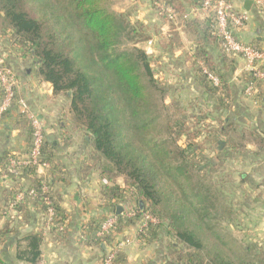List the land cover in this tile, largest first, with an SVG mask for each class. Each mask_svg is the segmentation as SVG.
Instances as JSON below:
<instances>
[{"label":"trees","instance_id":"obj_1","mask_svg":"<svg viewBox=\"0 0 264 264\" xmlns=\"http://www.w3.org/2000/svg\"><path fill=\"white\" fill-rule=\"evenodd\" d=\"M151 1L157 10L155 0ZM162 1L177 15L170 19L161 13L172 29L164 39L166 44L172 49L181 47L178 25L191 33L197 46L191 64L198 81L221 105L231 106L228 84L213 50L218 51L226 68H230L232 57L221 49L211 19L185 17L189 0ZM113 3L0 0V27L13 31L15 42L25 47L40 78L52 86L54 96L68 98L67 123L72 132L83 137L88 152L83 163L85 174L93 169L113 183L103 187L105 201H120L126 194L136 201L138 218L149 213L158 220L149 223L141 238L156 237L160 228L174 236L164 264H264L263 245L241 247L238 240L227 238L221 231L223 221L236 217L225 182H234L237 170L214 163L206 152L210 149L226 157L244 155L248 151L245 140L263 147L264 137L255 130L241 134L229 120H220L219 126L209 124L204 111L190 113L182 99L156 77L152 56L140 46L152 38L148 26L116 11ZM203 67L217 74L221 85H215ZM250 80L256 78L248 75L246 82ZM256 82L259 88L264 87ZM28 128L31 132L29 123ZM71 140L67 138V143ZM221 141L224 146L217 152ZM42 154L45 160L54 161L49 142H44ZM21 175L30 182L16 188L24 199L14 208L21 212L26 201L34 200L46 212V201L51 200L56 210L55 225L63 224L67 215L54 182L31 167H25ZM120 176L124 177L123 186L117 183ZM44 182L48 192L43 190ZM119 219L136 221L121 214ZM115 231L106 240L93 237L92 243L104 247L108 254L119 226ZM2 232L8 233V227ZM26 241L20 258L38 264L43 259L40 234L31 233ZM121 255L119 251L115 264L121 263Z\"/></svg>","mask_w":264,"mask_h":264},{"label":"crops","instance_id":"obj_2","mask_svg":"<svg viewBox=\"0 0 264 264\" xmlns=\"http://www.w3.org/2000/svg\"><path fill=\"white\" fill-rule=\"evenodd\" d=\"M112 1L113 4H118V7H114L116 11L123 12L132 20H139L146 26L151 22L156 27V33H152V38L145 42L154 43L152 49L147 52L156 65V77L171 88L176 97L184 96L182 93L190 94L189 102L192 100L191 103H194V113L204 111L207 116L205 122L209 124L219 126L220 120H229L237 126L241 134L245 130H255L264 137V87H258L253 96L246 95L248 74L242 56L232 57L230 68H226L219 58L218 51L213 50L220 74L228 84L229 98L232 100L231 106L225 107L216 98L208 95L198 81L191 64L197 49L191 33L178 25L176 30L181 47L172 49L164 40L172 31L170 23L153 7L151 0ZM230 1L236 9L245 10L246 0ZM186 7L187 18L209 21V18L199 11L200 0H189ZM249 13L250 19L238 36L248 44L263 48L264 12H259L253 2ZM0 56L16 72L20 96L42 119L45 142L52 145L54 161L50 162L51 168L37 169L36 172L54 182L59 203L67 215L63 223L65 228L53 231L45 228L46 212L40 203L28 200L23 204L24 209L21 212L6 207L17 194L16 188L26 186L30 182L23 175L19 178L3 176L7 158H22L31 140L28 123L15 108L6 115L0 127V230L8 227V233L0 234V264H29L20 258V252L27 248L26 237L31 233L40 234L41 257L50 264H103L107 250L92 243L96 228L101 220L113 214L120 215L124 209L134 206L136 201L126 194L120 201H105L102 194L106 184L105 178L96 170L92 169L85 174L83 169L88 152L82 141L83 137L72 132L67 123L68 98L54 96L52 86L40 78L38 67L25 47L15 42L13 31L2 27ZM67 138H71L72 142L67 143ZM244 143L248 149L244 155L231 154L226 157L210 149L206 152L214 163H223L224 166L237 170L235 176L239 175V181L250 189L247 201L234 204L235 208L241 211V215H236L237 219L230 220V226L238 225L241 220L243 226L255 227L257 235L263 237L264 234L259 230L264 228V146L260 147L257 143L247 140ZM218 147L219 145L217 152L220 150ZM212 153L214 156H209ZM239 170L244 172L239 173ZM123 180L124 177L120 176L117 183L123 186ZM108 184L113 183L108 181ZM118 206L122 208L120 213H117ZM3 208H6V211H3ZM122 221L119 222L120 231L117 232L115 240L129 238L131 241L122 248V261L119 264H164L168 259V252L164 250L163 243L155 237L141 238L137 233L136 221Z\"/></svg>","mask_w":264,"mask_h":264},{"label":"built area","instance_id":"obj_3","mask_svg":"<svg viewBox=\"0 0 264 264\" xmlns=\"http://www.w3.org/2000/svg\"><path fill=\"white\" fill-rule=\"evenodd\" d=\"M255 7L259 12H264V0H253ZM157 10L161 14L166 13L170 19L177 17L175 10L167 7L162 0H155ZM199 11L202 15L207 16L212 21L213 33L221 39V49L231 57L242 56L245 59V71L248 75L254 76L256 80H250L246 83L245 93L248 96H253L258 91L257 82L264 85V47L259 48L242 40L238 33L245 28L249 19L250 13L247 10H238L230 0H200ZM185 17H188L186 15ZM203 72L213 81L215 85H221V79L207 68L203 67ZM0 127L8 113L17 108L20 115L23 116L29 123L31 128V140L26 154L22 158L9 156L4 165V177L19 178L25 167L37 169H49L51 163L44 159L42 147L45 142V128L42 119L34 113L20 96L18 91V80L14 69L6 63L3 57L0 56ZM107 184L108 181L104 179ZM43 190L48 192L49 187L44 182ZM32 193H34L32 191ZM35 194V193H34ZM24 199L22 191L17 192L15 197L8 202V209H14V206ZM47 211L45 228L51 229L53 226H58L59 230L65 228V224L56 223V210L51 200L46 201ZM124 219H136L137 233L140 234L147 230L149 223H158V220L149 213L142 217H137L135 206H130L121 213ZM119 215L113 214L107 216L100 221L96 228L93 237L100 240H106L113 237L115 229L119 226ZM117 234V233H116ZM131 239L115 240L110 243V251L105 257L103 264H115L117 254L122 248L129 244ZM38 264H50L45 259H42Z\"/></svg>","mask_w":264,"mask_h":264},{"label":"rangeland","instance_id":"obj_4","mask_svg":"<svg viewBox=\"0 0 264 264\" xmlns=\"http://www.w3.org/2000/svg\"><path fill=\"white\" fill-rule=\"evenodd\" d=\"M115 6L118 7V4H113ZM149 26V30L152 33H156V27L153 26V23L149 22L148 23ZM154 43L150 44V43H143L140 46L146 48L147 51H150L153 47ZM246 63V62H245ZM184 96L180 97L183 101V103L186 104L187 110L192 113V112H196L193 111V107L189 106V105H193L194 103H191V101L189 102L190 99V94L188 93H182ZM188 102V103H187ZM190 107V108H189ZM180 144H183V140H180L179 142ZM215 153V151H214ZM214 153L210 154L209 156H214ZM213 158V157H212ZM222 165H224L223 163H221ZM240 172H244L239 170ZM241 177L239 175L235 176V180L233 181H226V186H227V193L229 194V201L230 203H234L236 205H238L239 203H243L246 200V197L248 196L247 194L249 193V188H247V186L243 185V183L241 181H239ZM256 208V207H255ZM238 208H235V213L236 215H241V211L239 212ZM259 210V209H258ZM260 211V210H259ZM237 219V216L235 217ZM234 218V219H235ZM240 223H238V225H234L233 227L230 226V223L227 221H223L222 225H221V231H223V234H225V236L227 238L229 237H233L234 239L238 240V244L241 245V247H245V246H250L252 248H255V246L257 245H263L264 246V235L263 237H259L257 235V232L255 229V227H250V226H243V221H239ZM259 231H261L264 234V228H261ZM155 238H158L160 240V242L163 243V247L165 248L164 250L166 252H168V254L170 253V248L168 246L169 242H174V236L169 233H166L165 229L160 228L159 231L157 232V235ZM154 238V239H155ZM257 240V241H256ZM262 243V244H261Z\"/></svg>","mask_w":264,"mask_h":264},{"label":"water","instance_id":"obj_5","mask_svg":"<svg viewBox=\"0 0 264 264\" xmlns=\"http://www.w3.org/2000/svg\"><path fill=\"white\" fill-rule=\"evenodd\" d=\"M253 4V0H246L245 1V10L249 11L250 10V5ZM88 138V137H87ZM224 143L221 141L219 142V149H221L223 147ZM121 207L118 206L117 207V213H120L121 212Z\"/></svg>","mask_w":264,"mask_h":264}]
</instances>
